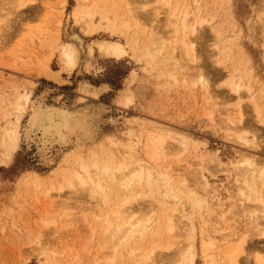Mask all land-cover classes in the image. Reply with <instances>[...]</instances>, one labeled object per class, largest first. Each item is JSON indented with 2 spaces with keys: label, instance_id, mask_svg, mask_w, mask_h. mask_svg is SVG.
<instances>
[{
  "label": "rangeland",
  "instance_id": "374dc122",
  "mask_svg": "<svg viewBox=\"0 0 264 264\" xmlns=\"http://www.w3.org/2000/svg\"><path fill=\"white\" fill-rule=\"evenodd\" d=\"M78 1L0 0V152L3 151L4 129L8 124H19L23 135L12 165L0 166V264H25L30 256L27 264H104L107 261L109 252L113 251L104 234L105 224L103 226L97 221L95 214L73 208L79 205L97 207L96 201L82 189L75 190L74 194L68 189L60 192L56 186H61L62 180L51 176L72 151L79 154L82 147L86 157L91 150L97 149L96 144H101L100 149L104 152L110 147L111 154L118 159L133 157L154 169L155 164L149 161L141 148L129 150L131 145L127 132L132 128L133 120L139 126L145 125L149 129L156 125L190 140H187L190 144L188 152L179 157L170 152L166 167L174 171V179L187 178L196 184L198 180L193 172L201 161L209 183L204 196L211 214L210 217L203 211L204 221L209 222L215 216L220 220L223 214L230 220L220 226L212 223L211 233L218 229L230 241L248 236L249 245L241 264H264V237H261L264 218L260 221L259 231L253 219L258 218L256 212L260 213V210L257 211L254 202L248 203L240 197L238 182L244 183L247 175L236 168L250 157L259 159L264 166V0H199V6L194 5L193 0H175L192 5L194 10L200 9L202 18L210 22L204 27V39L198 42L197 50L209 67L212 80L220 77L222 81L219 82L228 81L229 71L236 62L235 70L240 72L237 83L251 91L249 100L254 101L253 105L246 104L244 131L249 141L259 138V152L243 143L228 140L229 120L233 121L232 128L239 126L234 112L236 105L230 103L236 98L226 85L217 92L220 94L218 100L215 99L218 108L208 106L202 90L195 87L202 70L186 59L181 48L169 61H179V66L176 65L173 71L183 73L178 82L162 76L159 71L144 70L142 64L129 57L117 61L102 57L97 50L94 57H83L81 68L65 69L60 52L54 46L58 40L61 46L69 44L70 36L75 34L84 40L85 46L103 41L124 44L126 40L112 35L108 29L94 32L83 24H74V21L66 34L67 18L72 15ZM117 1L123 5L125 19L130 18L125 9L130 8L137 15L134 18L138 20L139 28L135 27L133 32L143 38L144 45L153 44L156 40L170 43L175 37L168 10L163 9L164 4L156 3V0L101 2L112 8ZM20 4L25 5L21 7ZM149 23V27L145 26ZM216 27L218 30L213 31L212 28ZM118 30L122 29L118 26ZM149 34L153 37L147 39ZM219 34L224 41L233 42L230 62L225 64L227 70L215 64L222 59L221 53L216 51L217 47H223L217 44ZM133 35L130 33V37ZM47 68L54 74L60 73L64 82L56 83L46 78ZM206 79H209L207 74ZM87 88L92 96L86 94ZM48 91L47 104L65 106L74 112L87 109L94 126L89 140L82 143L73 138L67 149L55 148L49 164L42 155H38L37 144L25 138V128L33 114L32 105L25 107L21 114L16 112V97L32 94L34 102ZM128 99H133L130 104H127ZM256 109L260 110V119ZM236 138L240 139L239 134ZM29 172L44 176L45 183L40 186L22 183V176ZM140 210L143 215L150 212L144 203ZM42 223L50 226H44V229ZM234 234L239 238L236 239ZM198 237L196 264H204L199 231ZM227 245L233 243L225 241L219 248ZM175 250L159 255L158 264H175L180 257L178 247Z\"/></svg>",
  "mask_w": 264,
  "mask_h": 264
},
{
  "label": "bare ground",
  "instance_id": "6f19581e",
  "mask_svg": "<svg viewBox=\"0 0 264 264\" xmlns=\"http://www.w3.org/2000/svg\"><path fill=\"white\" fill-rule=\"evenodd\" d=\"M101 1L79 0L72 15L67 18L65 33L67 34L74 21V24H83L87 27L86 29L94 32L108 29L112 35L125 37V43L103 41L85 46L84 40L77 34L70 36V43L67 45L61 46L58 40L54 46L60 52L65 69L72 71L77 67L81 68L80 63L83 57H94L97 50L102 57L117 61L129 57L142 64L144 70L159 71L162 76L178 82L183 73H173V71L176 65L179 66V61L171 63L169 61L175 57V51L181 48L186 59L197 64V67L202 70L198 74L195 87L202 90L203 99L208 101V106L218 108L215 99L218 100L220 97L218 94L220 87L226 85L236 98V100H230V103L236 105L234 112L239 126L232 128L233 121L229 120L228 140L243 143L257 152L260 151L259 138L249 141L244 131L246 104L253 105L254 101L249 100L251 91L245 90L237 83L240 72L235 70L236 62L232 71H229L228 81L219 82L222 81L220 77L213 81L212 74L208 72L209 67L204 64L198 53V42L204 39V27L206 24L210 25V22L202 18L200 9L194 10L192 5L182 4L180 1L156 0V3L164 4V10H168L175 37L170 43L156 40L153 44L149 42L144 45L143 38L141 39L138 33L133 32L135 27L139 28L138 20L134 18L137 15H134L130 8L125 9L126 14L130 16L129 19H125L120 1H117L112 8L105 3L104 7ZM92 3L97 4L92 7ZM199 3V0H193L194 5L199 6ZM20 5L23 7L25 4ZM149 25L150 23L145 26L149 27ZM118 26L122 30L117 31ZM218 28H212V30L215 31ZM130 33L134 35L130 37ZM33 36L36 34L34 33ZM151 37L153 35L149 34L147 39ZM216 40L217 44H222L223 47L216 48V51L221 53L222 59L215 64L227 70L225 64L230 62L233 42L224 41L220 34L217 35ZM46 72V78L56 83L64 82L60 78V73L54 74L50 68H47ZM206 74L209 79H206ZM185 83L187 84V81ZM87 90L86 94L92 96L90 89L87 88ZM49 95V91L45 92L39 100L34 102L31 99L32 94L16 97L17 114L24 112L25 107L29 105L33 107V114L25 128V138L28 142L37 144L38 155H42L47 164L55 148L67 149L73 143V138L82 143L89 140L94 128L87 115L89 110L74 112L65 106L49 105L46 103ZM132 100L128 99L127 104H130ZM256 112L260 119V110L256 109ZM19 121L20 118L18 123ZM130 126L132 128L127 132L131 145L129 150L141 148L149 161L155 164L154 169L150 164L133 157L118 159L111 154L110 147L105 150L106 153L100 149L101 144H96L97 149L91 150L86 157L82 147H80L82 152L79 154L72 151L51 176L56 180H62L61 186H56L59 187L60 192L68 189L74 194L75 190L82 189L89 192L96 201L97 207L72 206L76 209L81 208L84 213L95 214L97 221L102 222L103 226L105 224L104 234L113 252H109L110 255L104 264H158V256L175 252V247H178L180 255L175 264H196L199 256L198 231L202 244L200 254L203 256L204 264H241L248 249L249 237L239 238L237 234H234V237L239 239L230 241V238L220 233L218 229L211 233L212 223L220 226L222 223L230 222L226 214H223L220 220L215 216L209 222L204 221L202 212L206 211L210 217L211 214L208 200L204 196L209 183L203 173L206 170L203 163L199 161L197 169L193 172L198 180L196 184H192L187 178L174 179V171L165 165L169 161L171 151L177 157L188 152L190 140L156 125L150 126L149 129L145 125L139 126L136 120H133ZM4 133L0 166L10 167L21 146L23 135L19 124L12 123L8 124ZM236 134H239L240 139L236 138ZM199 144H197L198 149ZM197 148L195 149L198 150ZM198 158L202 160L201 157ZM236 168L246 172L244 183L238 182L239 195L248 203L254 202L258 207L257 211L260 210V213L256 212L258 218L253 219L260 231V221L264 218V166L259 163V159L250 157ZM26 175L22 176V183L32 186L45 183V177L38 173L29 172ZM197 184L198 187L195 186ZM173 202L175 205L171 206ZM142 203L146 205V210H150L147 215H143V211L140 210ZM68 207L71 205L68 204ZM44 226L49 227L50 224L42 223L41 227L45 229ZM261 237H264V232ZM225 241L233 245L219 248ZM46 247L49 246L46 245ZM104 249L107 248L104 247ZM42 253L45 254L44 251ZM31 257L27 258L25 264L31 260Z\"/></svg>",
  "mask_w": 264,
  "mask_h": 264
}]
</instances>
